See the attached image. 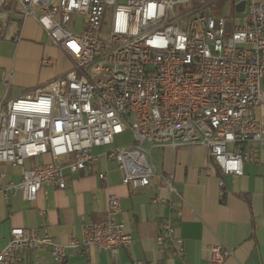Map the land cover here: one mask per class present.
I'll list each match as a JSON object with an SVG mask.
<instances>
[{"label": "built area", "instance_id": "obj_1", "mask_svg": "<svg viewBox=\"0 0 264 264\" xmlns=\"http://www.w3.org/2000/svg\"><path fill=\"white\" fill-rule=\"evenodd\" d=\"M234 1L235 10L241 1L245 9L230 17L217 15L211 0H0L5 26L17 2L20 17L36 19L72 62L46 85L0 100V164L20 167L22 175L0 184V208L18 192L35 200L42 188L66 189L72 175L96 165L93 149L130 132L131 143L105 157L117 163L124 185L167 189L168 197L151 200L170 210L156 243L161 253L184 257L176 231L184 197L173 174L156 167L152 149L201 144L223 175L241 176L248 159L242 145L264 142V0ZM54 64L53 57L42 59L44 67ZM13 75L0 68L6 87ZM121 212L120 198L110 195L104 217L65 243L45 226L12 227L0 264H26L40 250L56 262L93 248L117 257L134 243ZM232 255L215 245L210 264Z\"/></svg>", "mask_w": 264, "mask_h": 264}, {"label": "crops", "instance_id": "obj_2", "mask_svg": "<svg viewBox=\"0 0 264 264\" xmlns=\"http://www.w3.org/2000/svg\"><path fill=\"white\" fill-rule=\"evenodd\" d=\"M9 8L15 13L10 15L8 26L0 8V68L12 69L14 75L9 87L0 81V100L14 99L44 86L72 67L68 55L53 44L36 19H22L17 2ZM17 30L18 40L13 38ZM46 56L55 59L52 67L42 65ZM131 141L93 149L99 156L96 165L72 175L66 189L42 188L35 200L25 199L20 192L3 199L0 250L8 245L11 229L16 226H45L56 241L65 243L71 236H79L84 224L103 218L109 196L116 195L122 206L119 218L134 238L130 249H122L113 257L93 248L87 254H70L65 262H56L48 250H40L26 264H210L211 247L219 244L233 251L223 264H264V142L242 145L248 159L241 176L223 175L201 144L152 149L154 164L173 174L174 185L184 197L176 231L184 238L185 255L176 257L161 253L156 243L159 222L170 210L151 200L168 197L167 189L153 184L134 190L124 185L117 163L105 157L112 147ZM32 163L27 160L26 166ZM99 173L106 177L99 178ZM21 179L20 167L0 164V184Z\"/></svg>", "mask_w": 264, "mask_h": 264}, {"label": "rangeland", "instance_id": "obj_3", "mask_svg": "<svg viewBox=\"0 0 264 264\" xmlns=\"http://www.w3.org/2000/svg\"><path fill=\"white\" fill-rule=\"evenodd\" d=\"M211 1L218 2L214 6L215 13L217 15H225V16L234 17V15L236 13L235 6H234V2H235L234 0H223L221 3H219L220 0H211ZM236 1H238V0H236ZM81 26H82V24L80 23V21H76L73 28L79 30V29H81ZM130 140H132L131 133L125 132V133L120 134L116 137V142L113 143V145L127 143Z\"/></svg>", "mask_w": 264, "mask_h": 264}, {"label": "water", "instance_id": "obj_4", "mask_svg": "<svg viewBox=\"0 0 264 264\" xmlns=\"http://www.w3.org/2000/svg\"><path fill=\"white\" fill-rule=\"evenodd\" d=\"M245 4H246L245 1H241L240 3H238V4L236 5V11H237V12H243L244 9H245Z\"/></svg>", "mask_w": 264, "mask_h": 264}]
</instances>
